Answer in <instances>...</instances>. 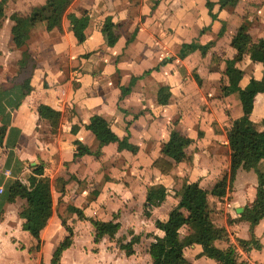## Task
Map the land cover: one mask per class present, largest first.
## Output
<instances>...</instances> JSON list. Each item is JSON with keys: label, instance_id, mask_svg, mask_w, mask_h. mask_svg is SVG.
<instances>
[{"label": "crops", "instance_id": "crops-1", "mask_svg": "<svg viewBox=\"0 0 264 264\" xmlns=\"http://www.w3.org/2000/svg\"><path fill=\"white\" fill-rule=\"evenodd\" d=\"M2 1L6 17L0 21V65L13 57L18 66L22 52L13 42L10 16L29 15L48 0ZM222 1L73 0L62 30L48 31L44 23L31 30L26 47L32 59L29 67L11 72L6 65L0 74L10 72L0 81V130L5 129L0 141V264H51L68 235L61 214L74 231L61 264H153L149 248L155 237L164 236L156 222L169 219L185 186L198 183L211 191L230 171L228 132L243 111L240 93L223 94V86L229 85L224 73L227 61L235 56L232 38L242 26L248 27L254 42L264 39V0H242L232 10H221ZM208 3L214 6L215 20ZM85 14L90 22L80 44L70 16ZM106 33L116 41L114 46L108 45ZM190 45L199 49L186 54L182 48ZM233 68L243 72L242 90L252 78H263L262 64L250 57ZM20 73L26 78L15 82ZM26 80L31 91L24 95ZM163 88L171 93L166 106L158 100ZM125 90L130 91L124 95ZM42 106L61 113L57 132L40 116ZM95 117L106 120L111 131L136 152L126 143L101 147L88 129ZM250 125L264 132V93L255 98ZM176 127L194 141L188 148L192 161L176 165L164 176L153 164ZM76 141L90 154L78 156ZM99 149L100 155H94ZM38 166L44 167L51 181L54 201L39 252L20 217L26 201H9L11 185L20 181L30 188ZM157 185L166 188L167 198L146 216L148 189ZM257 188V174L240 169L232 191L209 203L213 223L229 233V241H217L216 247L235 246L241 260L250 264H264V219L254 229L260 249L245 252L237 240L252 238L250 223L241 215L256 201ZM68 206L82 211L86 219L68 212ZM91 220L114 222L120 228L114 239L104 237L95 243ZM191 232L186 226L180 235L184 238ZM133 237L140 242L129 256L120 246ZM201 254L202 247L193 246L185 256L189 264H217Z\"/></svg>", "mask_w": 264, "mask_h": 264}, {"label": "trees", "instance_id": "trees-1", "mask_svg": "<svg viewBox=\"0 0 264 264\" xmlns=\"http://www.w3.org/2000/svg\"><path fill=\"white\" fill-rule=\"evenodd\" d=\"M73 0H48L47 3L39 8H35L29 15L14 13L10 20L14 23L11 30L13 42L18 50H23L22 60L19 62L20 71L29 67L32 59L26 50L31 28L38 24H46L47 30H62L63 19L72 5ZM242 0H223L220 3L221 10L235 9ZM208 8L212 19H216L214 6L208 3ZM5 2H0V21L5 18ZM73 32L82 44L86 40L85 30L88 27L90 18L85 14L82 18L70 16ZM109 46H114L116 41L111 33H106ZM231 48L235 51L232 61H227L225 76L228 78L229 85L223 86V94L230 95L240 93L243 116L235 120L228 132L229 145L231 148L230 171L219 181L211 191H206L198 183L185 186L178 206L170 213L169 219L165 222L157 221L156 227L164 233L163 237H155V241L149 248V254L153 264H189L185 253L193 246H201L202 254L200 257H207L216 261L217 264H250L241 260L237 247L230 246L226 250L216 247L217 241H229V233L225 228L217 227L210 216L209 203L211 198L222 199L228 192L232 191L237 173L240 169L247 172L254 171L258 176V188L256 201L245 208L241 215V220L250 223L252 238L250 241L237 240L240 248L249 252L253 249H260L261 245L254 236V229L264 219V172L261 165L264 162V132L258 133L250 125V117L254 111L255 98L258 94L264 93V39L254 42L248 33V27L242 26L237 34L232 38ZM186 54L199 49L196 45L184 46ZM203 53L206 52L202 49ZM246 57H250L255 63L262 64L263 78L257 81L250 80L249 86L242 90L240 81L243 72L235 70L233 67L244 62ZM198 79V78H197ZM31 91L30 81L26 80L23 85L24 95ZM130 90H125L124 95ZM171 93L169 88H163L158 95L159 104L166 106L170 103ZM42 118L51 122L54 132L60 126L61 113L50 107L42 106L39 108ZM94 132L101 142V147L109 144L126 143L128 150L133 153L136 149L129 145L127 140H120L110 129V125L101 117H95L88 127ZM5 129L0 130V141H2ZM194 141L184 135L177 127L172 129L170 139L162 146V156L158 158L153 168L162 175L168 176L181 163H191L192 158L188 155V148ZM78 156L89 155L90 151L80 142L76 141ZM36 178L31 180V187H27L20 181H15L9 191V201L16 198L26 201L20 217L24 220L23 228L35 241L34 250L39 252L42 247L41 232L47 227L49 220L54 213V201L52 195L51 181L45 176L43 166H38L34 170ZM64 184V182H61ZM63 192V190H62ZM167 198V190L162 185L153 186L148 189L147 203L145 205V215L150 216L155 207H159ZM71 214H76L80 220L86 219L84 213L74 207H66ZM65 210V211H66ZM63 226L68 235L54 252L51 264H61L62 255L65 250L73 244L74 231L67 224L68 218L60 215ZM95 228V243H99L104 237L114 239L119 231V224L114 222L103 223L91 220ZM190 227L192 232L184 238L180 235V230ZM140 242L139 237H133L130 243L121 245V249L127 255H132L133 247ZM43 264V263H41Z\"/></svg>", "mask_w": 264, "mask_h": 264}, {"label": "rangeland", "instance_id": "rangeland-1", "mask_svg": "<svg viewBox=\"0 0 264 264\" xmlns=\"http://www.w3.org/2000/svg\"><path fill=\"white\" fill-rule=\"evenodd\" d=\"M38 25H39V24H38ZM35 27H37V26H34V27H32L31 29H34ZM30 36H31V33H30ZM30 36H29L28 41L30 40ZM27 43H28V42H27ZM16 50H17V48H16ZM19 51L22 52V57H23V54H24V53H23V50H19ZM12 58H13V57H11V59L9 60L8 63L4 62V64L6 63L5 65H0V74H1V71H2L1 69H3L6 65L8 66V70L11 71V72H14V71L16 70L17 67H20L19 64H18V66H17L16 61L12 60ZM9 74H10V72L8 73V71H7L6 74L0 75V81H2L3 79H6V77H8ZM25 78H26V75L23 74V73H20V74H18V75L16 76V80H15V82L22 81V80H24ZM229 146H230V145H229ZM100 150H101V149H99V150L96 151V152H93L94 155L99 156L100 153H101ZM230 150H231V148H230ZM223 178H224V177H223ZM223 178H222V179H223Z\"/></svg>", "mask_w": 264, "mask_h": 264}, {"label": "water", "instance_id": "water-1", "mask_svg": "<svg viewBox=\"0 0 264 264\" xmlns=\"http://www.w3.org/2000/svg\"><path fill=\"white\" fill-rule=\"evenodd\" d=\"M239 212H240V213L243 212V209H240Z\"/></svg>", "mask_w": 264, "mask_h": 264}]
</instances>
